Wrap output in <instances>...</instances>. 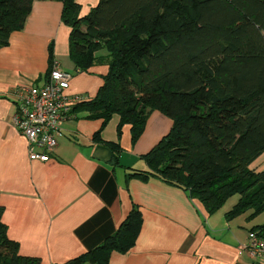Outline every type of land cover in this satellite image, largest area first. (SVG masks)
Masks as SVG:
<instances>
[{"label":"trees","instance_id":"16d2710c","mask_svg":"<svg viewBox=\"0 0 264 264\" xmlns=\"http://www.w3.org/2000/svg\"><path fill=\"white\" fill-rule=\"evenodd\" d=\"M34 1L0 0V49ZM60 1L76 71L109 67L97 96L71 111L103 121L94 142L117 160L120 142L101 139L112 118L120 117L119 141L129 125L135 144L150 112L160 111L173 128L133 177L184 190L209 215L235 196L227 219L264 212V172L251 169L264 152V0H100L84 18L75 0ZM54 61L51 51L46 77ZM2 215L0 207V264H39L20 255ZM143 223L134 207L102 245L64 264H110L113 253L135 247Z\"/></svg>","mask_w":264,"mask_h":264},{"label":"crops","instance_id":"0c3cea01","mask_svg":"<svg viewBox=\"0 0 264 264\" xmlns=\"http://www.w3.org/2000/svg\"><path fill=\"white\" fill-rule=\"evenodd\" d=\"M99 1L75 0L80 17ZM63 10L60 0H35L23 29L0 49V207L7 236L19 245L20 255L39 264H64L102 245L135 207L144 221L137 243L125 254L113 253L110 264H262L245 246L250 232L264 234V212L254 219L251 211L227 219L239 201L235 196L209 215L184 190L133 177L147 169L142 157L173 128V120L160 111L150 112L135 144L129 125L119 141L120 117L112 118L101 139L120 142L117 160L113 152L109 161L94 157L99 145L93 139L103 121L87 113L70 115L50 162L29 159L28 140L14 123L15 92L45 79L51 51L62 70L63 61H71L72 28L63 23ZM72 68L66 70L73 75L66 94L96 97L108 65L97 63L85 72L76 71L73 63ZM251 169L264 172V152Z\"/></svg>","mask_w":264,"mask_h":264},{"label":"built area","instance_id":"2783aa9c","mask_svg":"<svg viewBox=\"0 0 264 264\" xmlns=\"http://www.w3.org/2000/svg\"><path fill=\"white\" fill-rule=\"evenodd\" d=\"M72 76L61 69L59 62L54 61L44 81L20 86L15 92L17 113L14 123L28 140L29 159L32 162L46 163L52 160L72 108L86 99L83 96L70 98L66 94ZM245 247L253 258L264 264V236L259 232H250L249 243Z\"/></svg>","mask_w":264,"mask_h":264},{"label":"water","instance_id":"95a60500","mask_svg":"<svg viewBox=\"0 0 264 264\" xmlns=\"http://www.w3.org/2000/svg\"><path fill=\"white\" fill-rule=\"evenodd\" d=\"M94 157L102 161H109L112 157V152L106 146H97L94 152Z\"/></svg>","mask_w":264,"mask_h":264},{"label":"rangeland","instance_id":"374dc122","mask_svg":"<svg viewBox=\"0 0 264 264\" xmlns=\"http://www.w3.org/2000/svg\"><path fill=\"white\" fill-rule=\"evenodd\" d=\"M63 67H64V69H65V71L66 70H68V71H71V72H73V68L71 69V67H72V63H71V61L69 60V59H65L64 61H63ZM64 69H63V71H64ZM86 99H87V97H86ZM86 99H85V101H86ZM73 109V108H72ZM71 116H72V114H71ZM111 122V121H110ZM110 133H111V129H110V131H109ZM239 196H237L236 198H238ZM236 200V199H235ZM235 200H233V201H235Z\"/></svg>","mask_w":264,"mask_h":264},{"label":"bare ground","instance_id":"6f19581e","mask_svg":"<svg viewBox=\"0 0 264 264\" xmlns=\"http://www.w3.org/2000/svg\"><path fill=\"white\" fill-rule=\"evenodd\" d=\"M52 67V66H51ZM52 69V68H51Z\"/></svg>","mask_w":264,"mask_h":264}]
</instances>
